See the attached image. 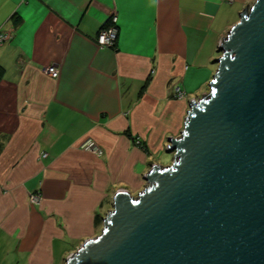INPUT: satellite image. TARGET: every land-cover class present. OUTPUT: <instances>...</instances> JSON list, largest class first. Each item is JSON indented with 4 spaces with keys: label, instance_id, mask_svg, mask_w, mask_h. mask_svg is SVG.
I'll list each match as a JSON object with an SVG mask.
<instances>
[{
    "label": "crops",
    "instance_id": "obj_1",
    "mask_svg": "<svg viewBox=\"0 0 264 264\" xmlns=\"http://www.w3.org/2000/svg\"><path fill=\"white\" fill-rule=\"evenodd\" d=\"M252 2L0 0V264H65L100 233L117 190L136 196L152 164L171 163L168 137ZM113 13L115 47H101ZM87 139L103 154L81 150Z\"/></svg>",
    "mask_w": 264,
    "mask_h": 264
},
{
    "label": "water",
    "instance_id": "obj_2",
    "mask_svg": "<svg viewBox=\"0 0 264 264\" xmlns=\"http://www.w3.org/2000/svg\"><path fill=\"white\" fill-rule=\"evenodd\" d=\"M208 92L189 101L170 164L117 190L99 234L65 264H264V0L218 40Z\"/></svg>",
    "mask_w": 264,
    "mask_h": 264
},
{
    "label": "built area",
    "instance_id": "obj_3",
    "mask_svg": "<svg viewBox=\"0 0 264 264\" xmlns=\"http://www.w3.org/2000/svg\"><path fill=\"white\" fill-rule=\"evenodd\" d=\"M227 2H231L233 0H225ZM26 2L25 0H22V3ZM117 17L115 13L111 14L106 22L102 26V28L98 31L96 34L95 40L101 47H115L116 40H117V33H118V25H117ZM8 39H10V33L7 31H4L0 29V44L6 42ZM45 71L48 75L55 78L58 74V69L55 66H49L45 68ZM173 95L178 98L182 99L185 97V92L181 90L179 87H175L173 90ZM139 143L138 141L136 142ZM79 148L81 150H84L86 152L95 154L97 156H100L103 154V150L100 148V146L92 139L84 140L80 143ZM46 153L43 154L45 156ZM33 199L34 202L38 201L37 194H32L29 197V200ZM32 202V201H30ZM33 203V202H32Z\"/></svg>",
    "mask_w": 264,
    "mask_h": 264
},
{
    "label": "rangeland",
    "instance_id": "obj_4",
    "mask_svg": "<svg viewBox=\"0 0 264 264\" xmlns=\"http://www.w3.org/2000/svg\"><path fill=\"white\" fill-rule=\"evenodd\" d=\"M203 90H199V92L198 93H201ZM162 156H163V158H164V156L165 157H167L168 158V160L169 159H171V157L173 156V154L172 153H165L164 151L162 152ZM67 257V254H65L64 256H63V258H66Z\"/></svg>",
    "mask_w": 264,
    "mask_h": 264
},
{
    "label": "trees",
    "instance_id": "obj_5",
    "mask_svg": "<svg viewBox=\"0 0 264 264\" xmlns=\"http://www.w3.org/2000/svg\"><path fill=\"white\" fill-rule=\"evenodd\" d=\"M26 1V0H25ZM2 74H3V69H2V67L0 66V77L2 76ZM100 222H101V220H99V219H96V224H100Z\"/></svg>",
    "mask_w": 264,
    "mask_h": 264
},
{
    "label": "bare ground",
    "instance_id": "obj_6",
    "mask_svg": "<svg viewBox=\"0 0 264 264\" xmlns=\"http://www.w3.org/2000/svg\"><path fill=\"white\" fill-rule=\"evenodd\" d=\"M31 201H32V202H34V200H33V199H31Z\"/></svg>",
    "mask_w": 264,
    "mask_h": 264
}]
</instances>
